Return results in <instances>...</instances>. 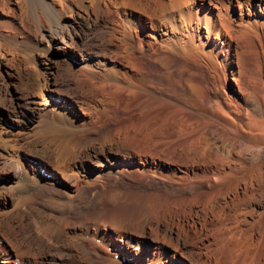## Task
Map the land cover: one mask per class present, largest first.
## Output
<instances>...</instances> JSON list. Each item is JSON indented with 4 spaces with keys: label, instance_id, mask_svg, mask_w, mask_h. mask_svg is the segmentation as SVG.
Returning <instances> with one entry per match:
<instances>
[{
    "label": "bare ground",
    "instance_id": "bare-ground-1",
    "mask_svg": "<svg viewBox=\"0 0 264 264\" xmlns=\"http://www.w3.org/2000/svg\"><path fill=\"white\" fill-rule=\"evenodd\" d=\"M261 1L0 0V66L30 58L42 76L0 75V109L16 117L7 130L0 113V264H264ZM177 59L235 82L219 87L204 126L236 137L237 159L210 165L187 140L195 132L166 142L158 116L173 97L175 132L205 104L200 86L174 82Z\"/></svg>",
    "mask_w": 264,
    "mask_h": 264
},
{
    "label": "rangeland",
    "instance_id": "rangeland-1",
    "mask_svg": "<svg viewBox=\"0 0 264 264\" xmlns=\"http://www.w3.org/2000/svg\"><path fill=\"white\" fill-rule=\"evenodd\" d=\"M256 1L262 2L261 0H256ZM233 9H234V11H236L239 14V11L241 10V8L238 5L237 1L234 2ZM117 29H118V27H117ZM131 29L134 30L133 27ZM144 31L146 33H149L148 35H150V33H152V30H151L150 26H148V25H146V27L144 28ZM214 43H215V41H214ZM143 44L144 43H142V45ZM252 44H253L252 47L255 45L254 50L257 49L256 51L259 52L260 50H259V48H257L256 43L252 42ZM46 53L48 54V56H47L48 58H55V56H57L58 50L56 48L50 49V50H48V52L47 51L44 52V55H45L44 57H46ZM73 57L77 58L76 56H73ZM73 57L71 59L69 58L68 59L69 62L68 61L67 62L71 63V64H78V58L76 60H73ZM22 59L24 60V57H22L21 60ZM21 60L19 59V61H18V59H16V60L14 59L12 61L9 60V61L3 62V64H1V66H0V75L3 74L2 78L6 81H9L11 79V76H9L7 73H11L13 75V77L15 76L16 78L17 77L20 78L21 75H20L19 71H21L22 74H24V75H22V78L20 79V81H22V79L25 78L24 76L26 75V76L31 78V81L33 84L34 83L38 84V80L42 79V76L40 73V67L36 64V62L31 61L32 59H30V58H28V59L25 58L26 61L25 60L21 61ZM261 61H262L261 58H257V56H253L252 58L250 57V60H248V64L250 63L251 66L253 64L254 65L253 67H255V65H257L258 63H262ZM176 62H177L175 64L176 67L173 70L174 82H178V83L182 84L180 86L183 89H185L188 84H190V85L194 84V86L196 85V87L200 86V88L202 90L200 88L199 89L202 91V93H204V91H205V93H204L205 104L199 105V107H198V113H200L199 115H196V114L190 115L189 114V116L187 117V119H189V122L194 123V126H190L187 123H185V124H182L181 127L179 128L180 131L175 132L173 129H171V126L169 125V123L171 120L174 121L175 119L177 120V119L181 118L182 114L180 112L181 111V107H180L181 99H178L177 97L176 98L173 97L174 100L178 103H173V102L167 103L165 105V109L163 111H161V113L158 116L159 118L161 116H163V117L167 116L168 117V122L166 121L165 128H164V137L167 139L166 142L172 143V141L174 140V141H176V143L178 141L177 144H179L180 139L183 140V138H185V136H186L185 135L186 133L190 134V132L191 133L195 132V135H193V137H189L187 140L188 141L190 139H192L191 141H193V139L195 140V142H196L195 147H194L195 152H196V150L199 151L201 149L207 150L208 160L210 161L209 162L210 165H212V164L215 165L217 163V161H219L218 160L219 158L225 159V156L228 157V158H226V160H230L229 159V158H231L230 156H232L231 159H234V158L237 159L239 157V153L241 150L240 145H242V143L241 142L239 143L238 140L236 139V137H234L233 135H230L228 132L222 131L221 130L222 128H219L218 125L212 126L211 127L212 129L204 126V123L207 122L206 117L210 116V114L212 115V111L209 110L207 105H209L210 102L214 101V99H213L214 96L216 95L217 92H220L219 87H222L221 85H223V87L226 86V87H229L232 91H233V89L235 91L237 89L235 82L233 81V79L231 77H226L223 79V74H221V72H218L216 69H214V70L209 69L206 66H204V64H200L198 61H197L198 63L194 62V61L186 62V60L177 59ZM147 64H148L147 66L150 67V69H152L154 73H156L158 71L159 66L156 65L155 63L147 60ZM42 67H43V65H42ZM215 70H216L217 74H215L216 73ZM62 72H64V71H62ZM64 73H66V75L68 74L66 71ZM255 77H256V75H255ZM186 82H188V83H186ZM23 83H22V85H23ZM65 87H67V86H65ZM25 89H26V86H23V90H25ZM10 90L13 94L19 95L21 88H17L16 86H12V87H10ZM50 92H51L50 89L43 90L44 99L47 102H49L48 104L54 103V101L57 100V98H58L57 97L58 93L54 94V93H50ZM4 95L5 94H1L0 96L2 98H4L3 97ZM1 108H2V110L0 109V113L4 114L2 116L4 126L2 124V127L4 129H7L8 121L11 119H13V121H15L16 117H14V116L10 117L9 115L11 112H9V110L4 109L3 107H1ZM74 110H75L74 108L69 109L70 112H72ZM219 129L221 131H219ZM166 131H168V132H166ZM214 134H215V136H214ZM223 135H225V136H223ZM2 147H4V145L0 146V148H2ZM177 149H179V152H178V155L174 154L175 160L177 159L176 160L177 162L186 161L187 152L184 151V146H179V148L177 147ZM173 150L174 149H172L171 151L173 152ZM24 153H23L24 158H26L27 162H29V160L31 159V157L29 155H32V154H30L29 152H27V153L24 152ZM263 159H264V155H263ZM226 160H221V161H226ZM106 164H108L106 167V170L107 171L111 170L112 165L110 163H106ZM88 170L90 171V169H88ZM262 170L264 171V165L262 166ZM50 176H52V178H48L46 175H44V180L50 181V182L55 181V179H56L55 176L53 174ZM66 182L67 181H65L64 179H62L60 177L58 179L56 186L61 187L64 184V188H67L68 184ZM256 185H257V188L260 187L259 190H262L264 188V180L260 183L257 182ZM184 262H185V264H191L188 261H184Z\"/></svg>",
    "mask_w": 264,
    "mask_h": 264
}]
</instances>
